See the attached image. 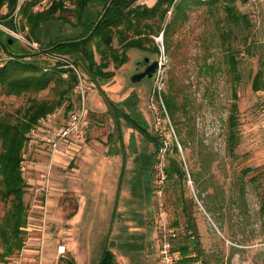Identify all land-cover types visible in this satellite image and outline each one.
Returning a JSON list of instances; mask_svg holds the SVG:
<instances>
[{
	"label": "rangeland",
	"instance_id": "obj_1",
	"mask_svg": "<svg viewBox=\"0 0 264 264\" xmlns=\"http://www.w3.org/2000/svg\"><path fill=\"white\" fill-rule=\"evenodd\" d=\"M154 1L136 0V3L151 5ZM236 6L247 15L249 24L240 27L232 40L239 49L236 57L241 74L234 80L235 99L231 96V76L223 61L219 32L203 4L188 9L187 17L169 29L168 50L162 31L149 34L146 47L155 45L159 53L136 48L127 51V62L116 68L115 75L101 82L100 87L75 68L82 82L87 138L65 151L68 152L65 158L45 147L32 146L26 153L23 150L22 174L27 181L24 242L21 249L0 260V264H97L105 244L120 264H166L160 252L164 237L169 242L173 264L178 253L172 247L183 230V216L178 212L175 190L167 183L161 168L166 163L165 150L173 142L178 145L177 156L187 171L184 195L194 199L192 212L207 259L195 264H264V89L251 88L257 56L264 52V0L237 1ZM100 8L101 4L94 1L87 6L91 10L88 14ZM5 12L4 5L0 9V38H11V47H20L24 52L36 49L37 44L25 37L26 28L19 11L10 14L13 16L10 23L8 17L1 16ZM171 13L167 12L166 21ZM65 16L73 19L71 14ZM57 32L73 35L77 29H72L70 22L49 19L39 25L36 35L44 42ZM112 43L117 44L116 36ZM246 45L250 46L249 52L244 50ZM0 55L5 61L7 54L1 43ZM41 56L49 65L58 58L50 53ZM143 56H148L149 61L158 59L159 65L150 77L132 81L136 62ZM81 87H75L71 98L75 106L81 102ZM170 92L178 105L185 107L179 105L176 109V123H172L162 103L161 95ZM35 94L45 97L50 91L47 87ZM24 99V95L0 93V112L11 111ZM105 99L117 109L131 112L136 120L144 119L147 129L164 140V147L157 151L156 157L152 153L153 144L136 129L132 141L129 139L132 129L126 126L122 127L121 140L115 142L122 144V152L106 156L108 133L112 132V136L117 133L113 108ZM233 101L237 105L234 131L238 140L229 151L225 136ZM66 104L64 101L60 106ZM175 126L181 127L176 134ZM180 138L185 146L179 144ZM89 151L96 156L80 160ZM138 153H142L141 162L140 158L139 161L133 158ZM121 155L127 157L128 171L122 177L123 191L118 205L100 198L92 222L85 220L88 207L84 216L76 218L80 211L77 192L87 189L80 178L82 170L87 169L89 161L90 170H96L102 160L106 162L111 157L105 185L108 181L115 182ZM3 209L0 203V218ZM131 231L135 232L133 239L128 235Z\"/></svg>",
	"mask_w": 264,
	"mask_h": 264
},
{
	"label": "trees",
	"instance_id": "obj_2",
	"mask_svg": "<svg viewBox=\"0 0 264 264\" xmlns=\"http://www.w3.org/2000/svg\"><path fill=\"white\" fill-rule=\"evenodd\" d=\"M17 0H0V9L7 7V12L1 16H10ZM36 0H27L19 8L23 19L25 37L37 44V48L24 52L11 47L7 39L0 38L1 49L7 54L6 60L0 65V93L4 95H24L25 99L11 111L0 112V203L3 215L0 218V260L9 257L23 246L24 227L27 223V202L24 198L27 181L22 174V153L25 146L26 133L31 126L37 124L38 119L55 107L67 101L65 108H73L72 95L79 82L76 67L81 70L82 76L98 84L111 79L114 70L127 62L128 53L135 48L159 53L157 46L146 47L149 34L162 31L166 48L169 49V29L187 17V10L198 5H206L208 16L214 20L218 37L223 45L224 63L231 76L232 98H237L234 80L241 77L236 54L239 52L233 46L232 40L240 32V27L249 24L245 13L237 9L236 2L247 0H155L151 5L136 3V0H54L42 9H33ZM97 1L101 8L93 14H88L87 6ZM171 10V18L166 21L167 12ZM219 11L222 14L218 15ZM71 14L73 19H66ZM49 19H61L70 22L72 29H77L73 35H51L47 41H41L36 35L39 25ZM163 28L161 24L165 22ZM116 36L117 44L112 43ZM249 52L250 46L244 47ZM253 50V46H252ZM53 54L58 58L49 65V61L41 55ZM112 68H109V65ZM210 65V64H208ZM49 88L50 94L37 97L35 93ZM253 90L264 89V52L257 56V67L251 78ZM129 95V94H127ZM126 95V96H127ZM172 123H176L175 111L181 105L176 102L174 95L164 93L161 95ZM106 100V99H105ZM113 108L114 132L117 136L108 133V141L115 146L116 151L122 144L115 142L121 140L122 127H130L129 139L133 140V130H138L145 139L154 146L152 153L156 157L157 151L164 147V140L151 133L145 120L139 121L127 110L117 109L113 102L106 100ZM228 113V126L226 142L228 150H233L237 142L235 130V101L230 104ZM117 109V110H116ZM118 111V112H117ZM186 111V110H185ZM140 113V112H139ZM119 116L123 118L120 121ZM186 116V115H185ZM175 134L180 128L175 126ZM179 144L185 146L180 138ZM133 143V142H132ZM122 152V151H120ZM178 145L173 142L165 150L166 163L161 167L167 183L175 190V202L179 213L183 216L180 236L177 238L172 250L178 255L173 264H195L197 261L206 262L205 251L201 246L192 206L195 204L192 197H185L183 185L187 180V171L183 162L178 158ZM126 156L123 155L118 188L124 174ZM192 176L195 179L194 173ZM116 203V201H115ZM97 264H120L115 253L105 244L99 255Z\"/></svg>",
	"mask_w": 264,
	"mask_h": 264
},
{
	"label": "built area",
	"instance_id": "obj_3",
	"mask_svg": "<svg viewBox=\"0 0 264 264\" xmlns=\"http://www.w3.org/2000/svg\"><path fill=\"white\" fill-rule=\"evenodd\" d=\"M27 0H17L13 11L19 10L21 4ZM54 0H36L33 4V9L38 10L46 7ZM4 56L0 55V65ZM81 80L79 79L77 87H81ZM81 102L79 106L73 108H65L57 106L53 110L43 115L39 124L31 126L26 133V140L24 151L31 149L32 146L38 148L45 147L50 153L54 154L59 151L61 145H76V143H83L87 138V121L84 112L83 104V89L81 87ZM164 236V234H163ZM161 257L166 264L172 261V253L170 252L169 242L164 237L161 247Z\"/></svg>",
	"mask_w": 264,
	"mask_h": 264
},
{
	"label": "crops",
	"instance_id": "obj_4",
	"mask_svg": "<svg viewBox=\"0 0 264 264\" xmlns=\"http://www.w3.org/2000/svg\"><path fill=\"white\" fill-rule=\"evenodd\" d=\"M71 146L72 145H61L59 147V151H58L59 155L65 158V156H67V154H68V152H66V154H65V151H69L70 149L74 148ZM118 153H121L120 150L116 151L115 146H111V143L109 142L108 146H107L106 156L109 154H115L112 156H117ZM94 155L96 156V154L89 151L87 153L86 157L80 158V160L92 159V157H94ZM106 156H103V157L101 156V158H105ZM122 157L123 156L121 155V160H122ZM108 158L109 159H107L106 162H105V160H102V162H100L99 166L97 165L96 170H93V171L90 170L91 163H92L90 161L87 165V169L82 170L80 178H81V181L86 184L87 189L86 190L79 189V191L77 192L76 199L78 200L80 211L76 215V218H80L82 215L84 216L85 214H83V213L88 207L89 210H87L85 220H87V222H90V221L92 222L93 221L92 218H95L93 210L97 208L95 206H96V203H98V201L100 200V198L104 199L106 201V203L109 200L113 201V202L116 201V204L118 205L121 194H122L121 191H123V189H122L123 188V185H122L123 179L122 178H121L120 185H119L120 187L118 188L119 175H120V171H121V163H120V166L118 168V175H117L116 181L115 182H113V181L109 182L108 181L107 182L108 184L105 185L106 184L105 181H107L105 179L106 169L107 168L110 169V165H108V160H110L111 157H108ZM133 158H135L136 161H139V158H140V162H141L142 153L135 154ZM125 167L126 168L124 169V172L128 171V169H127V157H126ZM76 177H79V172L76 173ZM134 181H136V180H134ZM85 184H83V185H85ZM112 189H113V192H112ZM119 213H120V211H119ZM74 220H75V218H74ZM134 234H135L134 231H131L128 233V235L131 236V239H133ZM118 241H119V243H123V240L119 239ZM116 243H118V242L116 241Z\"/></svg>",
	"mask_w": 264,
	"mask_h": 264
},
{
	"label": "water",
	"instance_id": "obj_5",
	"mask_svg": "<svg viewBox=\"0 0 264 264\" xmlns=\"http://www.w3.org/2000/svg\"><path fill=\"white\" fill-rule=\"evenodd\" d=\"M11 41H12L11 38H8L7 39V43H11ZM144 60L145 61H149V58L147 56H144ZM158 65H159L158 59L152 60L151 62H149L144 67L143 70L132 73L131 74V77H130L131 80L132 81H138V80H140L144 76L150 77L154 73V71L156 70V68L158 67Z\"/></svg>",
	"mask_w": 264,
	"mask_h": 264
},
{
	"label": "flooded vegetation",
	"instance_id": "obj_6",
	"mask_svg": "<svg viewBox=\"0 0 264 264\" xmlns=\"http://www.w3.org/2000/svg\"><path fill=\"white\" fill-rule=\"evenodd\" d=\"M147 57H148V56H147ZM148 58H149V57H148ZM149 62H151V61H145V60H144V56H143L142 59L137 60V62H136V69H137V71H141V70H143L144 67H145ZM137 71H136V72H137Z\"/></svg>",
	"mask_w": 264,
	"mask_h": 264
}]
</instances>
